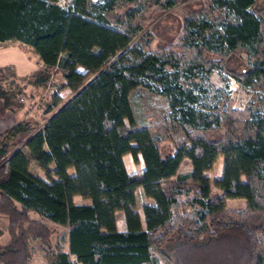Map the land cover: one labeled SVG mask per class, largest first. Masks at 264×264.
<instances>
[{
    "label": "trees",
    "instance_id": "trees-1",
    "mask_svg": "<svg viewBox=\"0 0 264 264\" xmlns=\"http://www.w3.org/2000/svg\"><path fill=\"white\" fill-rule=\"evenodd\" d=\"M180 1L0 0V41L28 45L72 92L62 104L54 96L55 110L18 144L26 121L0 132L9 236L0 264H28L29 238L46 264H264V114L205 101L214 68L264 88V0H195L175 43L146 50L136 36L148 10ZM13 77L0 67V81ZM137 87L166 99L161 121L141 123L130 100ZM8 109L0 92V116ZM215 153L221 170L210 179ZM124 154L141 169L127 172ZM49 166L51 180L31 171ZM228 192L246 208L227 209ZM138 196L151 200L141 216ZM42 219L64 227L53 243Z\"/></svg>",
    "mask_w": 264,
    "mask_h": 264
},
{
    "label": "rangeland",
    "instance_id": "rangeland-1",
    "mask_svg": "<svg viewBox=\"0 0 264 264\" xmlns=\"http://www.w3.org/2000/svg\"><path fill=\"white\" fill-rule=\"evenodd\" d=\"M70 1L58 0V3L66 6ZM188 3L190 5L187 6ZM189 6L196 7L198 3L195 0H183L165 9L158 5L152 6L148 10L144 27L136 36V40H139L146 50L156 52L174 44L178 38L182 20L186 16ZM0 51L6 54L8 61H11V63L8 62L5 65L10 66L14 71V77L12 79L7 78L6 80L0 81V92L7 99L9 107L4 118L6 120L12 118L14 122L24 120L28 125L26 131L19 133L11 141L13 144H18L34 128L40 127L55 110L54 108L51 111H47L54 96H57L60 104H62L72 95V92L68 88L62 87L63 80L60 73L45 68L28 45L13 39L4 40L0 41ZM213 57L216 58L215 56ZM239 60V58L234 57L229 62L231 66H236ZM5 65H0V67ZM205 85L207 87L205 101L210 105H229L230 107L238 109L249 108L264 114V88L245 87L233 78L227 76L221 68H214L209 73ZM130 100L134 109L141 113V123L146 126H151L161 121L167 114L166 99L162 95L152 93L143 87L134 89L130 95ZM172 137V144H174L180 137V132L174 129L172 131ZM11 142H8V149H11ZM221 162V156L215 153L212 166L206 171L210 179L219 175ZM123 163L126 171L129 173L136 172L142 167L141 160L138 159L137 162H133L129 154L123 155ZM187 168H189L187 164H183L181 167L184 170ZM31 171L45 180H51L57 175L52 166H49L46 171L32 167ZM68 171L71 172V168ZM212 191L217 194L222 193L221 190L214 186H212ZM225 200L227 209L242 210L246 208L245 200L236 197L230 192L225 194ZM74 201L79 202L81 199L78 196H74ZM150 201L146 197H137L140 216L141 210L139 206L143 202ZM28 216L33 219L38 218L31 211L28 212ZM42 221L50 229V240L53 243L56 236L64 231V227L44 219ZM115 223L118 229L124 228L120 210L115 212ZM7 225V216L0 213V245L8 240ZM28 244L30 248L28 264H46L38 248V241L29 238Z\"/></svg>",
    "mask_w": 264,
    "mask_h": 264
},
{
    "label": "crops",
    "instance_id": "crops-1",
    "mask_svg": "<svg viewBox=\"0 0 264 264\" xmlns=\"http://www.w3.org/2000/svg\"><path fill=\"white\" fill-rule=\"evenodd\" d=\"M8 62L11 63V61H8L6 54L3 51H0V65H5ZM6 114H7V111L4 113V115L0 116V132L14 123V120L12 118L11 119L9 118V120H6L4 118ZM73 200H74V197H73ZM121 229L123 228H120V230Z\"/></svg>",
    "mask_w": 264,
    "mask_h": 264
}]
</instances>
